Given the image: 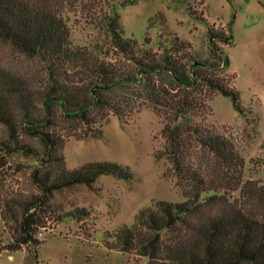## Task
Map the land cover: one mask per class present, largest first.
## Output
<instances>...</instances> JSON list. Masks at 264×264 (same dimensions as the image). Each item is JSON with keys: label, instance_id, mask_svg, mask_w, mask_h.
Returning <instances> with one entry per match:
<instances>
[{"label": "trees", "instance_id": "trees-1", "mask_svg": "<svg viewBox=\"0 0 264 264\" xmlns=\"http://www.w3.org/2000/svg\"><path fill=\"white\" fill-rule=\"evenodd\" d=\"M116 2L126 6L134 0ZM110 29L115 56L108 58L72 43L52 0H0V38L36 57L43 69L40 76H25L0 64V122L12 139L2 141L3 153L11 143L33 151L31 144L18 140L17 130L43 144L40 164L29 174L37 191L0 196V218L8 235L6 242L0 237V249L36 253L43 241L37 233L49 230L48 218L55 213L49 202L53 191L92 185L101 175L133 177L128 166L113 159L67 166L55 118L80 120L94 132L93 125L109 114L124 120L150 107L161 123L162 143L154 156L169 161L184 198L152 199L129 224L107 231L109 246L145 257V264H264V185L243 178L244 158L233 136L209 120L207 100L216 93L229 96L234 108L244 111L236 74H218L229 66V57L216 43H227L230 34L209 25L214 58H201L192 56L190 43L168 29L160 31L155 49L150 35L142 42L121 35L117 12ZM86 213L75 208L67 215L78 219Z\"/></svg>", "mask_w": 264, "mask_h": 264}, {"label": "rangeland", "instance_id": "rangeland-1", "mask_svg": "<svg viewBox=\"0 0 264 264\" xmlns=\"http://www.w3.org/2000/svg\"><path fill=\"white\" fill-rule=\"evenodd\" d=\"M52 4L66 20L73 44L89 46L108 58L115 56L110 50V23L115 12L121 35L138 42L150 35L155 49L160 31L168 29L190 43L192 56L201 58H214L207 34L209 25L213 30L223 27L230 40H219L216 45L228 55L229 66H222L218 74H236L234 85L244 111H237L229 96L216 93L207 100L211 106L209 120L233 136L244 158L243 178L264 185V0H134L126 6L116 0H52ZM218 61L221 64L222 59ZM0 64L25 76L43 73L36 57L17 51L1 38ZM53 122L54 130L62 134L67 166L113 159L128 166L133 177L124 180L101 175L92 185L78 183L53 191L49 202L55 213L48 218L49 230L37 233L43 241L36 253L25 248L0 249V264H145V257L111 248L107 231L129 224L136 211L152 199L184 198L173 172L168 170L169 161L154 156L162 143L157 115L150 107L124 120L109 114L93 125L94 132H88L77 119L58 116ZM16 135L31 144L33 151L11 143L3 153L2 141L12 139L0 122V196L37 191L29 174L40 164L43 144L20 130ZM75 208H84L87 213L73 219L67 214ZM55 215L62 221L56 222ZM0 237L2 242L7 241L1 218Z\"/></svg>", "mask_w": 264, "mask_h": 264}]
</instances>
